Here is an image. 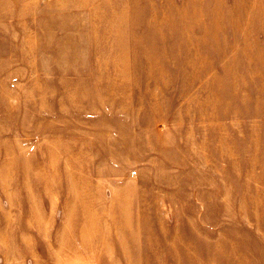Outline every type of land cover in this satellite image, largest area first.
I'll use <instances>...</instances> for the list:
<instances>
[{"label": "rangeland", "instance_id": "obj_1", "mask_svg": "<svg viewBox=\"0 0 264 264\" xmlns=\"http://www.w3.org/2000/svg\"><path fill=\"white\" fill-rule=\"evenodd\" d=\"M5 249L264 264V0H0Z\"/></svg>", "mask_w": 264, "mask_h": 264}, {"label": "crops", "instance_id": "obj_2", "mask_svg": "<svg viewBox=\"0 0 264 264\" xmlns=\"http://www.w3.org/2000/svg\"><path fill=\"white\" fill-rule=\"evenodd\" d=\"M68 251H65L67 253ZM77 253V252H76ZM33 256L36 257V260L31 261L32 264H44V261L41 260L44 255H41L40 251L38 249L34 250L32 252ZM97 256V255H96ZM14 257L17 259L14 261ZM98 257V256H97ZM88 257L84 252L77 253L76 256H72L69 254V256L64 257V260H56L59 264H92V262H97L96 264H107V259L104 258V260L94 259ZM54 261V263H56ZM92 261V262H91ZM25 264L21 256L14 255L12 250H0V264ZM99 262V263H98Z\"/></svg>", "mask_w": 264, "mask_h": 264}]
</instances>
